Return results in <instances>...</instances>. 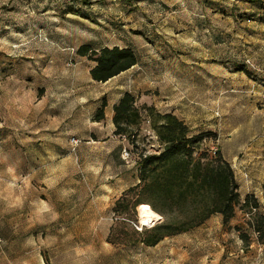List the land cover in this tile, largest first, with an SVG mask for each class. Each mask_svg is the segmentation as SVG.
<instances>
[{
	"label": "rangeland",
	"instance_id": "rangeland-1",
	"mask_svg": "<svg viewBox=\"0 0 264 264\" xmlns=\"http://www.w3.org/2000/svg\"><path fill=\"white\" fill-rule=\"evenodd\" d=\"M84 43L137 62L94 80ZM125 92L139 117L117 134ZM168 112L201 135L195 150H221L264 217V0H0V264H264L239 204L227 224L213 213L148 244L155 224L199 217L138 216L153 208L139 160L162 149Z\"/></svg>",
	"mask_w": 264,
	"mask_h": 264
},
{
	"label": "trees",
	"instance_id": "trees-1",
	"mask_svg": "<svg viewBox=\"0 0 264 264\" xmlns=\"http://www.w3.org/2000/svg\"><path fill=\"white\" fill-rule=\"evenodd\" d=\"M76 53L94 61L90 74L97 81H106L137 62L133 49L128 46L92 48L84 43L78 46ZM134 101V96L125 92L113 104L114 133H124L139 117V109ZM105 104L103 100L97 111L98 119L104 116ZM160 116L164 122L161 123L158 134L163 147L157 153L141 157L139 183L135 187L139 186L140 191L150 198L148 202L151 206L162 214L165 213L163 207L168 206L177 213L199 217H184L155 224L151 227L155 231L154 237L148 244H155L164 235L173 233L169 228L188 230L200 225L213 213H220L222 222L227 224L238 204L240 208L248 206V212L254 218V221L248 220L249 226L258 232V237H264V217L259 211L258 201L253 193H246L243 201H240L233 169L222 157L221 150H195L196 139L201 135H188L187 126L173 113ZM240 235L242 238L246 236L242 232Z\"/></svg>",
	"mask_w": 264,
	"mask_h": 264
},
{
	"label": "bare ground",
	"instance_id": "bare-ground-1",
	"mask_svg": "<svg viewBox=\"0 0 264 264\" xmlns=\"http://www.w3.org/2000/svg\"><path fill=\"white\" fill-rule=\"evenodd\" d=\"M138 216L141 220V222H148V221H154L156 218L159 217V213L146 205H140L138 210Z\"/></svg>",
	"mask_w": 264,
	"mask_h": 264
},
{
	"label": "built area",
	"instance_id": "built-area-1",
	"mask_svg": "<svg viewBox=\"0 0 264 264\" xmlns=\"http://www.w3.org/2000/svg\"><path fill=\"white\" fill-rule=\"evenodd\" d=\"M211 150H213V149H211ZM215 150V149H214ZM125 151V150H124ZM126 152V151H125ZM127 153V152H126Z\"/></svg>",
	"mask_w": 264,
	"mask_h": 264
}]
</instances>
